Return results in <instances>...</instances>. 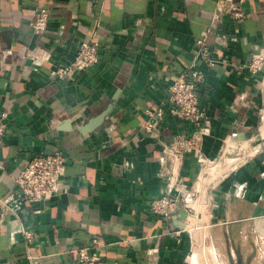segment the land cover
<instances>
[{"label":"crops","instance_id":"obj_1","mask_svg":"<svg viewBox=\"0 0 264 264\" xmlns=\"http://www.w3.org/2000/svg\"><path fill=\"white\" fill-rule=\"evenodd\" d=\"M42 7L51 13L48 28L34 34ZM242 7L246 16L235 18L220 0H0V113H8L0 144V264H74L76 249L95 236L104 242L99 264H188L189 225L197 218L219 224L230 239L264 236V71L246 66L264 52V0ZM198 38L218 60L196 64L205 76L200 106L211 118L202 145L209 161L188 153L162 162V142L190 135L194 124L168 108L157 133L142 124L192 64ZM85 39L99 43V62L51 77ZM38 46L50 60L34 61ZM111 103L100 126L80 129ZM55 150L69 157L61 191L17 211L5 206L24 165ZM178 183L201 206L182 228L152 210L153 200L171 189L178 194Z\"/></svg>","mask_w":264,"mask_h":264},{"label":"built area","instance_id":"obj_2","mask_svg":"<svg viewBox=\"0 0 264 264\" xmlns=\"http://www.w3.org/2000/svg\"><path fill=\"white\" fill-rule=\"evenodd\" d=\"M227 2L229 12L235 18L246 16L242 7L245 0H220ZM51 13L47 8L37 10L35 18L31 22L34 34H43L47 28ZM34 61L37 64L50 60L52 55L46 48H36ZM195 59L187 70L180 73L168 86V94L165 100L157 108H148L142 128L149 133H157L165 113V108L179 118L188 120L194 124L192 133H177L171 142H162L160 158L162 162L171 159L183 160L186 154L192 153L198 162L206 165L209 158L203 150V136L211 131V118L200 106L201 84L204 82V73L196 66L199 60L207 66H214L217 59L212 56L210 45L205 38L196 40ZM100 60L99 43L93 39H85L78 43L77 52L72 60L57 63L51 70L53 78H67V76L78 70H85L96 65ZM253 73L264 71V52L257 51L246 64ZM7 112L0 113V144L6 133ZM69 157L63 150L42 151L32 157L21 169L16 177V190L4 200L5 206L11 210H19L26 200H49L56 196L66 181ZM181 184H176L179 190L177 195L168 192L153 200L152 210L156 213L166 215L169 218L175 216L178 209L185 207L189 213L194 208V192L187 189L181 190ZM25 235L32 239V232L24 229ZM104 242L99 236H95L85 245L79 246L77 258L74 264H99L102 260V248ZM28 257H32L31 254Z\"/></svg>","mask_w":264,"mask_h":264},{"label":"rangeland","instance_id":"obj_3","mask_svg":"<svg viewBox=\"0 0 264 264\" xmlns=\"http://www.w3.org/2000/svg\"><path fill=\"white\" fill-rule=\"evenodd\" d=\"M198 208H201L200 204H197V209L195 204L190 213H195ZM199 210L201 211V209ZM189 226L194 246L188 264H264V236L262 232L257 233L253 242L252 238L250 237L249 240L247 236H243L241 240L236 237V239H230L227 236L226 239L220 225L214 221L197 218L191 220ZM255 243L257 244L255 251H249L250 245L253 246ZM233 245L239 252L235 250L232 253Z\"/></svg>","mask_w":264,"mask_h":264},{"label":"water","instance_id":"obj_4","mask_svg":"<svg viewBox=\"0 0 264 264\" xmlns=\"http://www.w3.org/2000/svg\"><path fill=\"white\" fill-rule=\"evenodd\" d=\"M123 86H121L114 94V98H118L120 93H121V89ZM114 106V103H111L109 105V107L107 109H105L104 111H102L100 114L92 117L86 124H84L83 126H80V129L83 132H87V131H91L94 130L96 127L100 126L103 122L105 117L111 112L112 108ZM188 215V209L185 207H181L178 209L177 214L174 216V218H176L177 224L179 227H185L186 223H185V219L187 218Z\"/></svg>","mask_w":264,"mask_h":264}]
</instances>
